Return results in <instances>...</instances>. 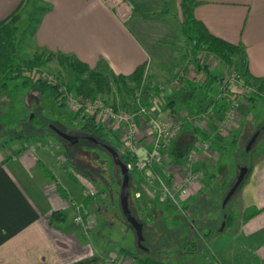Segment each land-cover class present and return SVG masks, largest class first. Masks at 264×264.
Returning a JSON list of instances; mask_svg holds the SVG:
<instances>
[{"label":"crops","instance_id":"obj_1","mask_svg":"<svg viewBox=\"0 0 264 264\" xmlns=\"http://www.w3.org/2000/svg\"><path fill=\"white\" fill-rule=\"evenodd\" d=\"M123 1L131 4V10L119 6L113 9L101 0H0V22L23 5L14 42L18 56L24 60L39 58L43 64L37 67L41 69L49 64L61 68L55 56L63 55L110 78L129 76L139 66L146 65L143 84L146 88L160 86L163 81L171 82L177 71L190 63L189 54L185 57L174 50L183 22L181 0ZM175 10L181 17L178 25L171 20ZM192 14L211 35L241 47L249 76L264 80V0H197ZM16 33H20L18 40ZM209 70L217 74L218 69L210 66ZM186 89H189L188 82L164 96L162 107L173 113L208 107L202 104H198L197 109L183 107ZM247 111L246 102L241 101L238 119L219 139L218 147L226 140L236 142V126L241 124ZM210 126L208 124L206 130H210ZM182 135L186 137L185 132ZM15 138L22 141L12 142V148L6 149L0 144V163L13 184L0 191V236L13 232V236L0 245V264H139L138 260L145 259L132 256L124 246L109 248L113 244L111 237L98 233V241L93 242L91 236H86L97 227V216H108V210L101 199L103 192L89 182L80 187L60 182L57 168L66 169L69 163L74 164V158L66 152L68 147L37 138V147H34L35 142L23 132H17ZM47 149L61 153L56 164L46 154ZM63 159H67L66 164L62 163ZM87 187L97 193L96 200L85 195ZM197 188L190 196L198 193ZM153 198L158 200L156 196ZM71 200L85 209L86 232L72 222ZM251 206L253 209L243 214L242 223L234 228V237L230 240L238 244V254L224 241L219 250L211 249L206 254L204 264H264V168L257 174ZM185 209L186 206L183 207L186 213ZM53 212L60 213L61 219L51 223ZM155 213L149 212L147 218L158 226L161 212ZM225 221L229 224L230 216ZM109 224L114 227L113 223ZM141 225L143 234L145 227ZM193 228L191 222L189 236ZM155 233L154 238L161 239L163 232L155 230ZM124 236H128V231Z\"/></svg>","mask_w":264,"mask_h":264},{"label":"rangeland","instance_id":"obj_2","mask_svg":"<svg viewBox=\"0 0 264 264\" xmlns=\"http://www.w3.org/2000/svg\"><path fill=\"white\" fill-rule=\"evenodd\" d=\"M180 19L178 11H172L171 20L178 25ZM181 20L183 21V18ZM19 32L21 33V31ZM20 33H16V40L19 39ZM174 45L175 52L187 56L189 46L181 37L176 40ZM210 64L215 66L214 69H218L219 78H226V73L220 70L222 67L220 64H215L212 61ZM180 67L181 65L178 66V68ZM33 68L47 72L46 74L55 81L62 85L66 84L72 89L76 85V75L62 66V69L55 64H49L43 69L37 66ZM175 68L176 66L171 70L173 71ZM30 69H22V72ZM178 73L179 71L176 74ZM24 78L22 75V77L8 81L0 93V144L6 149L12 148L10 145L12 142L22 141V139L15 138V134L23 132L30 136L31 142L32 140L35 142L34 147H37L35 138L44 139L42 142L51 141L54 145L68 147L66 152L70 158H74V164L69 163L66 169L57 168L60 180H62L60 182L71 187L85 186L89 182L92 187L103 192L101 199H103L104 208L108 210V216H97L98 225L87 232L88 238L91 236L93 242H97L96 238L100 233L106 238L111 237L113 241V244L109 245L111 249L124 246L132 256L149 257L168 264H204L206 254L211 249L219 250V245L224 241L229 242L232 250L238 254V244L230 240L234 237V228L238 223H242L243 214H249V211L253 209L251 193L257 181V174L264 168V90L256 93L253 104H248L246 99L244 100L248 111L241 118V124L236 126L238 128L236 142L226 140L220 147L214 145L212 148L216 155L214 158H211V155H207L205 158V155L203 156L204 160L198 164L203 178L201 184L197 186L198 193L195 196L180 198L178 199L180 203L178 202L177 205L170 202L159 203L155 198L152 199L146 195L138 200L133 194L137 190L141 191L140 186L144 179L138 172H129V210L135 220L145 227L142 234L143 240L141 244H138L135 232L125 221L120 209L119 196L122 183L120 171L106 150V148H110L118 151L120 140L116 132L113 134L109 132L101 138L86 136L82 130L84 122L80 116L63 103L57 104L49 89L41 88L35 85L32 79ZM107 79L110 92L96 97L104 99L112 105L115 104L120 110L133 109L134 100H130L126 95L120 96L111 78ZM24 80H31L33 83L24 85ZM163 82L165 83L162 85L167 86L166 82L169 81ZM129 86L132 85L129 84ZM209 87L195 90L186 89L184 92L186 98L182 106L190 109H197L198 104H202L203 107L209 106L217 94L214 83ZM143 89L145 86L143 88L142 85L138 91ZM190 95H193L194 99L188 98ZM123 104L126 106L125 109ZM189 128L186 127V131H184L186 140L179 139L180 141L174 142L177 149L182 150L183 141L191 139V129ZM57 132L76 138V143L69 144L61 139ZM257 133L256 142L249 151H246L249 141ZM178 145L181 147L179 148ZM50 150L47 149L46 154L56 164V159L61 156V153L53 149L51 150L53 155H51ZM173 152L172 145L168 154L172 156ZM66 160L63 159L62 163L66 164ZM240 168H250L252 172L245 179L241 189L224 204L226 195L237 181ZM70 177L72 180H69ZM184 206H186V213L183 211ZM159 211L161 212L160 224L155 226V222L147 218L148 213L157 212L158 214ZM83 212L85 215V209ZM227 216L231 218L229 224H226L225 221ZM191 222L194 223V228L189 236ZM109 223H113L114 227H111ZM155 230L163 232L161 239L154 238ZM125 231H128L127 237L124 236ZM204 239L207 241L203 242ZM185 242H188L189 245H186Z\"/></svg>","mask_w":264,"mask_h":264},{"label":"built area","instance_id":"obj_3","mask_svg":"<svg viewBox=\"0 0 264 264\" xmlns=\"http://www.w3.org/2000/svg\"><path fill=\"white\" fill-rule=\"evenodd\" d=\"M105 5L117 9L124 7L131 10L128 1L101 0ZM119 1V2H118ZM190 57L186 69H182L167 84L148 87L138 91L133 102V109L120 110L99 97H85L69 90L67 86L55 81L51 76L37 68L24 70L22 75L34 82L42 81L58 89L59 101L73 110L78 116L96 118L120 140L117 154L120 159L129 158L123 163L129 172H138L144 182L141 191L133 195L140 199L142 195L156 196L160 202L177 205L178 199L192 195L201 184L203 173L198 164L204 155L214 158L212 151L221 139L232 128L238 119L239 104L245 97H256L257 85L246 83L232 67L223 65L218 59L200 52ZM220 64L226 73L223 82H215L217 94L213 102L205 109L173 113L162 107L163 97L181 88L185 82L195 86L206 84V77L199 66ZM144 88V86H143ZM210 124L211 129L206 130ZM186 127L197 130L198 135L191 141L190 147L176 162L175 154H168L169 148L182 135ZM144 140V141H143ZM85 195L95 199L96 193L87 188ZM72 222L86 232L83 206L74 200L70 201Z\"/></svg>","mask_w":264,"mask_h":264},{"label":"trees","instance_id":"obj_4","mask_svg":"<svg viewBox=\"0 0 264 264\" xmlns=\"http://www.w3.org/2000/svg\"><path fill=\"white\" fill-rule=\"evenodd\" d=\"M196 5L197 0H181L180 2V13L183 18V22L179 30V36L189 46L187 54L195 56L200 52H205L207 55L218 59L223 65L232 67L237 73H239V75L245 80L246 83L251 82L257 85L258 91H263L264 80H255L249 76L247 71L246 57L241 47L230 44L211 35L207 31L205 26L193 17L192 12ZM22 6L23 5L21 4L12 14H10L6 19L0 22V93H2L8 81L22 77V69L33 68L34 66L43 64L39 63V58L37 57H34L32 60L25 61L18 56V48L14 42V33L16 31V24L20 20ZM55 60L60 66L66 68L68 71L76 75L77 81L74 89L67 86L68 89L73 91L74 93L83 95L85 97H95L97 95H104L110 92V85L107 79L108 77L100 73L91 71L86 64L81 63L74 58L63 55H56ZM145 68L146 65H141L129 76L111 77L112 83L115 85L120 96L126 95L130 100H135V95L137 94V91L142 87L144 82ZM198 68L199 71H203L205 73L206 84L199 87L188 83V88L190 90L205 87L210 88L209 86L212 83H222L224 81L223 79L219 78L216 73H212L209 70V65H198ZM32 83L33 81L31 80H24L23 82L24 85ZM34 83L41 88L49 89L56 103L62 104L58 99L59 94L56 87L48 85L47 83L42 81H36ZM129 84H131L132 86H129ZM188 98L194 99V96L191 95ZM245 99L246 102L251 104L255 102V98L252 96H247L245 97ZM113 107L116 108L117 106L113 104ZM125 107V104H123L124 109ZM81 120L84 122L82 130L86 136L92 138H101L102 136H105L110 132L105 125L98 122L94 117H82ZM197 135L198 131L191 129V139L187 140L186 142L183 141V144L180 143L184 147H182V150L177 149L173 143V154L176 155V162L180 161L179 158L183 156L185 151L190 147L191 141ZM182 136L183 135H181L179 138H181ZM181 139H186V137H182ZM178 146L179 148L181 147L180 145ZM121 160L124 163H127L129 161V158L121 157ZM248 170L249 171L247 177L252 172V169L249 168ZM243 184L244 182L239 189H241ZM11 186H13V184L5 174L0 163V191L1 189H3V187ZM60 219V213L53 212L51 214L50 222L52 223ZM12 236L13 232H9L4 236H0V245L10 239ZM138 262L139 264H167L155 261L151 258L138 260Z\"/></svg>","mask_w":264,"mask_h":264},{"label":"water","instance_id":"obj_5","mask_svg":"<svg viewBox=\"0 0 264 264\" xmlns=\"http://www.w3.org/2000/svg\"><path fill=\"white\" fill-rule=\"evenodd\" d=\"M57 135L67 141L69 144H74L76 143L77 139L73 137H69L65 134L57 132ZM258 135H254L252 139L249 141L246 151H249L252 147V145L256 142ZM107 152L109 153L114 165L119 169L120 174H121V191H120V196H119V202H120V209L122 212V215L127 222V224L133 229L136 235V239L138 244H141L143 237H142V225L135 220V218L132 216L129 206H128V188H129V173L126 169L125 164L122 162L120 159L119 155L117 154L116 151L110 148H106ZM248 169L247 168H240L239 169V174L237 177L236 183L233 185V187L230 189L228 194L225 197L224 204H226L231 197L239 190L240 186L242 183L245 181L247 175H248Z\"/></svg>","mask_w":264,"mask_h":264},{"label":"flooded vegetation","instance_id":"obj_6","mask_svg":"<svg viewBox=\"0 0 264 264\" xmlns=\"http://www.w3.org/2000/svg\"><path fill=\"white\" fill-rule=\"evenodd\" d=\"M84 138L89 139L88 137H85V136H84Z\"/></svg>","mask_w":264,"mask_h":264}]
</instances>
